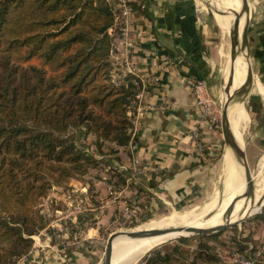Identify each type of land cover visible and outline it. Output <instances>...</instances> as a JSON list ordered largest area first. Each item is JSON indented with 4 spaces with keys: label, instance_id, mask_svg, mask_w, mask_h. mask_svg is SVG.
Returning <instances> with one entry per match:
<instances>
[{
    "label": "trees",
    "instance_id": "1",
    "mask_svg": "<svg viewBox=\"0 0 264 264\" xmlns=\"http://www.w3.org/2000/svg\"><path fill=\"white\" fill-rule=\"evenodd\" d=\"M113 20L103 0H0V264L30 253L48 224L39 206L52 188L104 163L81 139L93 135L100 155L101 142L131 140L133 89L109 83ZM196 239L191 264L212 259L204 240L216 237ZM159 249L142 264H169Z\"/></svg>",
    "mask_w": 264,
    "mask_h": 264
},
{
    "label": "crops",
    "instance_id": "2",
    "mask_svg": "<svg viewBox=\"0 0 264 264\" xmlns=\"http://www.w3.org/2000/svg\"><path fill=\"white\" fill-rule=\"evenodd\" d=\"M128 1L136 9L134 26L138 37L139 71L145 77L159 76L160 82L145 97V105L152 109L138 117L134 134L136 149L104 143L103 154H98L97 159L104 161L101 167L118 173V195H123L138 208L146 209L147 205L152 212L197 200L211 186L216 151H219L222 140L217 130L210 128L208 121L200 119L201 109L192 95L191 83L202 81L206 87L203 98L211 100L215 97L217 36L209 13L198 0ZM247 2L251 11V4ZM258 2L264 11V0ZM216 4L222 11V2L218 0ZM240 12L243 29L246 17L242 7ZM228 18L218 13L215 15L218 27L220 25L226 34L233 17ZM262 27L264 29V23ZM261 43L264 44V36ZM240 54L244 79L238 92L243 87L246 71L241 50ZM168 62H173V65L165 68ZM135 161H138L137 173L132 170ZM230 161L231 157L226 153L223 157L224 174ZM95 186L103 190L102 185ZM82 188L86 190L85 186ZM94 200L97 217L91 214L93 210H88L90 213H85V217L75 214L73 220L77 221L79 228L88 224V220H96V224L109 221L111 199L100 194ZM100 227H83V241L94 245ZM53 236L47 230L38 234L30 253L16 264H92V258L87 256L82 244V249H75L67 246L69 243L55 242ZM197 243L196 240L176 242L162 246L159 251L169 254V264H191L199 253ZM215 250L212 259L198 264H225L226 253L220 254ZM261 264H264V259Z\"/></svg>",
    "mask_w": 264,
    "mask_h": 264
},
{
    "label": "rangeland",
    "instance_id": "3",
    "mask_svg": "<svg viewBox=\"0 0 264 264\" xmlns=\"http://www.w3.org/2000/svg\"><path fill=\"white\" fill-rule=\"evenodd\" d=\"M219 1L222 2L225 9H229L223 0ZM228 1L229 4L238 8V1ZM249 1L252 10L250 11L251 20L249 25L248 46L250 62L254 74V83L251 91L242 104L243 106H241V103L232 104L233 113H231V119L236 125L237 131L240 133L243 141V146L241 147H243L253 177L254 197H256L264 195V44L261 43V39H263L264 36V29H262L264 11L260 7L258 0ZM198 2H200L203 8L209 13L210 20H212L214 24V31L217 36V56L214 67V76L216 77L215 97L211 100L213 102V112L219 118L217 132L219 136H221L220 121L223 99V97L221 99V93L229 67L230 40L223 28L220 25V28L218 27L215 20L216 13L211 4H209L210 2L208 0H198ZM232 17L233 16H231V18ZM244 83L246 84V71ZM79 142L81 145L85 146V149L90 153L92 152L93 156L99 157L96 148V140L93 135H88L85 140L81 139ZM101 143L104 144V142ZM91 148H93V151H90ZM216 152L217 157L214 160L213 180L210 188L203 194V197L181 206L161 207L159 210L152 212L148 210L147 205L146 209L144 207L138 208L127 198H123V195H118V173L116 174V171H114V173L111 172L113 171L112 169L109 170V173L102 174V177L105 178L108 185L113 187V191L115 192L113 195H110L107 189L103 188V190H100L98 186L93 185V183L88 180V176L90 174H95L96 168L100 167L99 164L96 168L88 170L83 177L69 178L63 186L54 187L56 190L52 188L49 191L48 198L43 200L42 204L39 206L41 213L48 220V224L44 230L54 235L55 242L59 240L60 242L58 243H63L62 245H67L69 243L67 246H73L72 248L76 249L75 243L79 245L82 244L85 247L84 250L87 251V256L92 258V264H98L102 258L106 241L112 233L129 231L132 229H143L152 225H158L157 228H167L192 222L205 210L204 208H206L208 203L212 200L217 203L222 197L226 196V189L224 186L226 177L224 174L223 157L228 152L223 143H221L219 151ZM103 169H106V167ZM110 182H115L116 187H114L115 183L111 184ZM73 184L75 185L74 187L72 186ZM82 186L86 187L85 192L82 191ZM87 187L89 188L88 191ZM72 190L76 191L73 192ZM100 194L107 196L113 202L110 212L108 211L111 214L109 221L106 220V222L103 221L101 224H96V220H88V224L79 228V226H77V221L75 222L73 217L79 211L84 212V214H89L90 212L87 211L88 209H96L94 206V197L97 198ZM114 197H117V199H114ZM68 201H71L72 204L68 205ZM243 201L245 200L243 199ZM125 207H128L129 210L132 211L131 214H125L123 210ZM91 214L95 216L98 215L96 210L91 211ZM103 215L104 212H102L101 216L103 217ZM263 215L264 213L243 222L239 226L211 235L215 236L216 240H204V243L212 245V247L216 249L215 251H219L220 254L221 252H225V256L231 252V248H237L239 252H253L260 247L261 242L264 240V219H257ZM90 225L94 227L98 225L101 226L100 234L96 238L97 240L94 241V245H88L83 241V227H89ZM197 237L199 236L189 237L188 239L195 240ZM181 238L172 239L161 246L175 244ZM161 246L154 247L153 250H157L161 248ZM250 247L252 248L249 249ZM153 250L151 249L150 252ZM130 253L131 252L128 251L122 255L116 254L114 264H142L143 259L149 254L144 252L135 256V254Z\"/></svg>",
    "mask_w": 264,
    "mask_h": 264
},
{
    "label": "built area",
    "instance_id": "4",
    "mask_svg": "<svg viewBox=\"0 0 264 264\" xmlns=\"http://www.w3.org/2000/svg\"><path fill=\"white\" fill-rule=\"evenodd\" d=\"M103 1L109 7L114 19L112 27H110L107 31V34L110 37V48L108 54L109 83L116 88L131 87L133 89V93L127 98V116L131 123V128L129 129L131 140L128 146L131 150H135L137 147V143L134 139V134L136 132V127L138 124V117L144 112L152 109L151 106H146L144 101L146 95L149 92L153 91L159 85L160 77H145L142 76L139 71L137 62L138 37L136 34V28L134 26V14L136 9L134 8V6L128 0ZM172 65L173 62H168L165 68H169ZM205 88V84L202 81L196 80L192 81L191 83L192 95L195 98L196 105L201 109V112L199 114L200 119L208 121L210 128L217 130V123L219 121V118L213 112L212 100L204 99L202 96ZM90 151H93V148H91ZM86 152L92 155V152L90 153L87 149ZM137 167L138 161H135L132 168L135 173L138 172ZM103 168L104 167L101 166L96 168L95 174H90L88 176V180L91 181L93 185H102L103 188L108 190L110 195H113L115 193L113 191V187L111 185H108L105 178L102 177V174L109 173L110 169ZM128 183L130 182L127 181V184ZM72 186L74 187L75 185L73 184ZM53 190L56 189L53 188ZM72 191L75 192L76 190ZM82 191L85 192L86 190H83L82 188ZM114 199H117V197H114ZM71 204V201H68V205ZM88 210L95 211V209L91 208ZM123 210L127 215L131 214L132 212L128 207H125ZM77 213H80L84 216V212L79 211ZM31 239L32 241H35V239L36 241L38 240L37 236H32ZM74 245L76 249H82L81 245H79L78 243ZM251 248L252 247H250L249 249ZM263 259L264 240L261 242L260 247L250 253L249 251L239 252L237 248H231V252H229L225 256V264H261Z\"/></svg>",
    "mask_w": 264,
    "mask_h": 264
},
{
    "label": "water",
    "instance_id": "5",
    "mask_svg": "<svg viewBox=\"0 0 264 264\" xmlns=\"http://www.w3.org/2000/svg\"><path fill=\"white\" fill-rule=\"evenodd\" d=\"M215 2L218 0H214ZM242 8L246 17V24L241 32V37L239 34V21L237 19L233 20L231 23L230 30L228 32V37L230 40L231 48L229 55V71L227 75V80L223 84V89L227 95L226 103L221 108V121H220V132L221 140L224 147L227 149L235 161L240 163L241 174L243 178L244 189L242 194L233 199L229 206L224 212L223 222L220 225L210 227V228H193V227H167V228H157L150 230H129V231H119L112 233L107 241L104 248V252L101 260L98 264H111L112 252H113V243L117 238H124L126 240H146V239H158L168 235H176L174 239L177 238H189L194 236H211L219 232L225 231L227 229L234 228L239 226L243 222L254 218L258 215L264 213V205L259 209V211L254 214L246 215L241 219H238L234 222H226V218L230 215L231 211L234 208V205L237 201L244 199L246 202L254 200V182L253 177L250 172L248 161L246 159L243 147H240L235 141L230 131L229 123V109L232 104L244 102L246 96L252 89L254 83V74L250 62L249 46H248V35H249V25H250V8L248 6L247 0H242ZM222 14L225 17L234 16V12L231 9L222 8ZM240 38V48L241 53L246 62V86L243 92L231 91L233 85V75H234V64L238 56L239 43L238 39ZM170 241V240H169ZM167 241V242H169ZM166 242V243H167ZM165 244V243H163ZM161 244V245H163ZM159 245V246H161ZM158 247V246H157ZM156 248V247H155ZM153 250V249H152ZM150 252V251H149ZM147 252V253H149Z\"/></svg>",
    "mask_w": 264,
    "mask_h": 264
},
{
    "label": "bare ground",
    "instance_id": "6",
    "mask_svg": "<svg viewBox=\"0 0 264 264\" xmlns=\"http://www.w3.org/2000/svg\"><path fill=\"white\" fill-rule=\"evenodd\" d=\"M208 1L210 2L209 4H211L215 13H218L219 15H223L222 11L220 10L219 6L216 4L214 0H208ZM223 1L229 9L233 10L234 12L233 20L237 19L239 21L238 27H239V34L241 37V32L243 30L242 29V14L240 12V9L242 7V0H236V2L237 1L239 2L238 8L229 4L228 0H223ZM233 20H231L230 22L232 23ZM245 24H246V20H245L244 26ZM238 43H239V51H238V56L234 64L233 85L231 89L232 92L238 91L240 89L243 79H244V71H243L242 63L240 59V55H241L240 54V50H241L240 38L238 39ZM230 48H231V44H230ZM229 65H230V61H229ZM228 71H229V67H228ZM227 75H228V72H227ZM226 80H227V76L223 83H225ZM245 86L246 84L244 83L243 87L241 88L239 92H243ZM221 94H222L221 99L223 97L222 99V106H223L227 100V95L224 89ZM231 113H233L232 106L229 109L230 131L234 138V141L241 147L243 146L242 145L243 141L240 136V133L237 131L236 125L231 119ZM228 154L231 157V161L225 173L226 178H225L224 186L226 189V196L222 197L217 203L215 201H212L206 208H204L205 210L194 221L188 222L185 224L174 225L172 227L183 226V227H193V228H210V227H214V226L222 224L223 218H224L223 216H224V212L226 208L229 206V204L232 202L233 199L239 197L242 194L243 189H244L243 178H242L241 169H240V163L235 161L229 152ZM263 205H264V195L256 196L254 197L253 201H248V202L243 201V199H241L237 201L236 204L234 205V208L231 211L230 215L226 218V222H234L238 219L243 218L246 215L254 214L255 212L259 211V209ZM157 227L158 225L157 226L152 225V226H149L148 228H143V229L150 230V229H157ZM143 229H135V230H143ZM175 237L176 235H168V236L158 238V239H146V240H137V241L136 240L130 241V240H126L121 237L117 238L115 239L113 243L111 264H114L116 254L122 255L125 252L129 251L131 252L130 254L133 253L136 256L137 254L148 252L154 247H157L163 243H166L167 241L172 240Z\"/></svg>",
    "mask_w": 264,
    "mask_h": 264
}]
</instances>
